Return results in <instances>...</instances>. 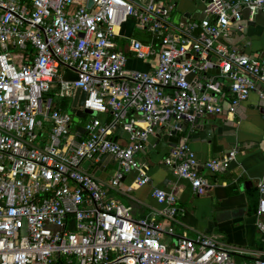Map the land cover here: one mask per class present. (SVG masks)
Segmentation results:
<instances>
[{"label":"built area","instance_id":"built-area-1","mask_svg":"<svg viewBox=\"0 0 264 264\" xmlns=\"http://www.w3.org/2000/svg\"><path fill=\"white\" fill-rule=\"evenodd\" d=\"M202 2V19L174 24L163 0H0V264H264V251L236 262L240 250L201 232L165 244L181 225L173 191L153 187L160 208L139 220L110 195L129 174L128 193L151 182L146 147L159 130L232 116L255 91L264 99V54L222 43L232 26L242 29L243 10L264 14V0ZM129 19L146 43L119 33ZM129 59L150 68L128 69ZM60 68L75 79L57 83ZM76 89L86 93L82 111L104 116L84 133L71 131L72 114L55 101ZM107 158L117 165L107 183L83 168ZM233 160L222 155L204 168L223 173ZM161 163L194 195L209 189L185 139ZM257 190L264 239V177Z\"/></svg>","mask_w":264,"mask_h":264},{"label":"crops","instance_id":"crops-1","mask_svg":"<svg viewBox=\"0 0 264 264\" xmlns=\"http://www.w3.org/2000/svg\"><path fill=\"white\" fill-rule=\"evenodd\" d=\"M173 5L170 21H198L203 18L202 0H166ZM232 26L222 43L230 49L251 57L264 54V14L258 12L253 17L247 10L242 12V21ZM139 37L146 39V35ZM140 62L129 59L128 63ZM139 71H148L150 66L146 62L140 63ZM75 73L60 68L58 81H73ZM226 84V82H224ZM258 89L261 87L257 84ZM74 95V93H73ZM72 103L73 96L64 99H55L63 108L66 101ZM104 118L103 115H101ZM203 123L212 122L210 139L203 130H196L195 125L187 124L181 140L187 141L189 149L195 154L199 163V170L210 184L207 192L201 196L192 193L189 183L179 179L175 174L162 165V157L170 151L167 146L156 151L157 138L151 136L146 147L145 159L149 162V175L151 182L143 187L135 186L133 191L126 192L124 188L131 184L133 175L125 177L117 193L111 190L110 195L131 207L132 218L139 220L149 216L160 206L151 196L153 187L161 188L167 192L173 191L178 197L181 213L178 217L181 225L175 226L174 236H162V241L173 246L182 232L192 234L201 232L216 238L228 246L240 250L242 254H233L236 262L248 261L257 253L264 251V239L255 227V211L259 200L257 186L264 177V99L259 98L255 91L250 94L247 101L241 103L234 115H211L199 117ZM72 128L83 129L72 122ZM169 132L162 129L160 135ZM121 144L126 143V134L118 130L115 137ZM154 145V147H153ZM155 151V154H147ZM235 153V160L231 161L223 173L211 174L204 168L205 162L222 155ZM109 164L98 166L84 163L83 168L92 172L101 180L112 176L117 165L110 160ZM99 170V171H98ZM112 171V172H111Z\"/></svg>","mask_w":264,"mask_h":264},{"label":"water","instance_id":"water-1","mask_svg":"<svg viewBox=\"0 0 264 264\" xmlns=\"http://www.w3.org/2000/svg\"><path fill=\"white\" fill-rule=\"evenodd\" d=\"M92 4V0H88V7H90ZM86 97V93L83 91H80L79 89H76L74 91V95H73V100L72 103L70 105V113L72 115H74V117L76 118H84L86 111H82L80 108L83 106V102L85 100ZM212 122H201L199 120V117L195 120L194 125H195V129L196 130H203L205 131L206 135H207V139H210V135L212 134V129L209 128V126L211 125ZM174 126L176 127H180L181 130L177 131L176 129H174ZM186 126L187 123L183 122L182 124H173L171 123L170 125H168V129L169 132L164 134V135H160L161 130H159L157 132V134L155 135V137L157 138V147H156V151H160L163 147L167 146L172 149L174 148L180 138L182 137V134L184 133V131L186 130ZM79 132L84 133V130L79 128L78 129Z\"/></svg>","mask_w":264,"mask_h":264},{"label":"rangeland","instance_id":"rangeland-1","mask_svg":"<svg viewBox=\"0 0 264 264\" xmlns=\"http://www.w3.org/2000/svg\"><path fill=\"white\" fill-rule=\"evenodd\" d=\"M164 2H166L167 3V1L166 0H163ZM119 33L120 34H124L125 36H127V37H130V38H135V39H138V40H140V41H144L143 43H146V41L145 40H143L141 37H139L140 35H142L143 33L140 31V30H138V29H136L135 28V24H134V21L133 20H131V19H129V21L127 22V23H125L122 27H121V29L119 30ZM19 52H16V51H12V54L13 55H16V54H18ZM140 63H142V61H140V62H134V63H127V68L128 69H139L140 68ZM56 100H57V98H55ZM70 105L71 104H69V102H68V100L66 101V103H65V105L63 106V108L66 110V111H68L69 113H70ZM71 114V113H70ZM72 116V122L75 124V125H80L81 127L86 123V122H88V121H90L93 117H98V118H102L101 117V115H98V114H93V113H91V112H86V115L84 116V118H76V117H74V115H71ZM74 129L72 128L71 129V131H73ZM155 151H147V154H150L151 153V156H152V154H155L154 153ZM165 156H163L161 159H163ZM105 164H109V167L110 168H112V165H111V163H110V158H107L106 160H105ZM95 169H97V168H91V170H90V174L92 173V172H96V170ZM99 171V170H98ZM112 172V171H111Z\"/></svg>","mask_w":264,"mask_h":264},{"label":"trees","instance_id":"trees-1","mask_svg":"<svg viewBox=\"0 0 264 264\" xmlns=\"http://www.w3.org/2000/svg\"><path fill=\"white\" fill-rule=\"evenodd\" d=\"M143 40H145V41H146V39H143ZM143 42H144V41H143ZM146 42H147V41H146ZM107 118H108V117H106V120H107Z\"/></svg>","mask_w":264,"mask_h":264}]
</instances>
